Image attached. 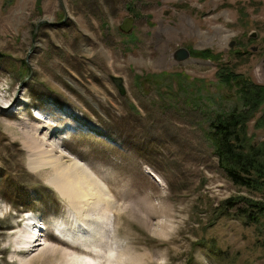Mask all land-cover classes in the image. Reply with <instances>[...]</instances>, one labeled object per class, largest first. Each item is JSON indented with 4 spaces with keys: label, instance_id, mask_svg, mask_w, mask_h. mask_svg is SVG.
Segmentation results:
<instances>
[{
    "label": "rangeland",
    "instance_id": "374dc122",
    "mask_svg": "<svg viewBox=\"0 0 264 264\" xmlns=\"http://www.w3.org/2000/svg\"><path fill=\"white\" fill-rule=\"evenodd\" d=\"M254 32L264 39V0H0V264H264V224L216 209L252 193L220 168L207 135L242 106L222 65L264 83ZM181 46L221 57L178 62ZM35 108L66 126L62 153L104 201L72 202L26 151ZM12 212H34L48 244L14 253L24 217Z\"/></svg>",
    "mask_w": 264,
    "mask_h": 264
},
{
    "label": "trees",
    "instance_id": "16d2710c",
    "mask_svg": "<svg viewBox=\"0 0 264 264\" xmlns=\"http://www.w3.org/2000/svg\"><path fill=\"white\" fill-rule=\"evenodd\" d=\"M41 1L37 0L38 6ZM191 51L192 55L202 59L218 61L221 57L211 49ZM5 56L0 50V59ZM220 78L227 85L240 87L242 106L216 115L209 122L207 135L220 168L232 182L252 194L228 197L216 209L220 216H232L246 224H264V140L254 142L248 134L249 122L254 118L256 128L264 129V86L235 72L227 64L221 66Z\"/></svg>",
    "mask_w": 264,
    "mask_h": 264
},
{
    "label": "bare ground",
    "instance_id": "6f19581e",
    "mask_svg": "<svg viewBox=\"0 0 264 264\" xmlns=\"http://www.w3.org/2000/svg\"><path fill=\"white\" fill-rule=\"evenodd\" d=\"M11 107L12 105L8 104L7 108L10 109ZM36 110V112H33L32 117L35 120L38 119L39 123L31 124L26 122L28 125L25 128L26 131L23 128L21 129L22 137L24 138L22 143L26 151L31 157H38L37 161L40 163V166L49 167L52 171L56 172L55 179L59 186L58 189L63 195L68 196L72 202L81 204L83 202L89 203L91 200L93 202L90 203L104 201L103 186L91 176L90 172H88L89 170L87 171L79 163L62 153L59 140L65 139L66 135L70 136V132L67 131L66 126L63 123L51 125L49 121L41 119L40 110ZM27 129H30V131ZM57 133L61 134L57 135ZM55 135H57V140L53 137ZM82 210L84 211L83 208H81ZM83 216L86 215L83 213ZM38 223L41 224L40 221H35V219L26 220L23 222V225L20 223L22 226H20V233L16 237L17 243L14 253L21 254L22 256V254L33 251L36 246L42 245L41 242L48 244V240L44 239V241H40L42 239L39 238L41 237L40 233L44 230H39ZM15 226L19 227V223H15ZM86 252L82 250L81 254L88 255ZM21 260L23 261V259Z\"/></svg>",
    "mask_w": 264,
    "mask_h": 264
},
{
    "label": "water",
    "instance_id": "95a60500",
    "mask_svg": "<svg viewBox=\"0 0 264 264\" xmlns=\"http://www.w3.org/2000/svg\"><path fill=\"white\" fill-rule=\"evenodd\" d=\"M235 41H232L230 45L232 46ZM255 49V48H254ZM192 57V52L188 47H179L173 53V58L178 61H185ZM112 81L115 83L116 87L118 88L119 92L124 95L126 93V87L124 83V78L122 76H111Z\"/></svg>",
    "mask_w": 264,
    "mask_h": 264
},
{
    "label": "flooded vegetation",
    "instance_id": "af4514ba",
    "mask_svg": "<svg viewBox=\"0 0 264 264\" xmlns=\"http://www.w3.org/2000/svg\"><path fill=\"white\" fill-rule=\"evenodd\" d=\"M252 36L254 37L253 39L258 40L256 41V43L254 42L252 43L253 47L255 48L254 53H258L261 50V48H263L261 50L262 53L260 54L258 61L254 65L253 73L256 75L257 81L261 80L264 82V39H260V37H258V35L255 32L252 34ZM256 44H258V46ZM260 84H264V83H260Z\"/></svg>",
    "mask_w": 264,
    "mask_h": 264
}]
</instances>
